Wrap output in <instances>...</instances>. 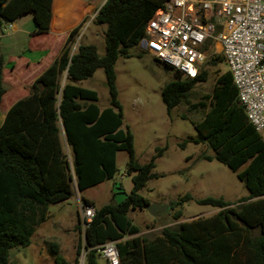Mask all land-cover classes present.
I'll return each instance as SVG.
<instances>
[{"label":"trees","instance_id":"obj_1","mask_svg":"<svg viewBox=\"0 0 264 264\" xmlns=\"http://www.w3.org/2000/svg\"><path fill=\"white\" fill-rule=\"evenodd\" d=\"M51 5L52 0H0V30L33 14L36 34H45ZM162 7V0H107L94 20L107 27L105 55L100 56L93 45L79 46L72 55L82 27L75 29L57 60L28 89L29 95L8 111L0 128V264H11L14 252L32 245L50 208L73 199L75 188L80 202L93 208L95 216L85 228L81 223L76 226L82 237L74 264H79L83 253L85 264H98L99 250L109 242H117L120 264H264V137L248 122L229 71L204 97L210 104L203 119L193 123L198 133L194 143L207 144L216 155L204 160H217L235 172L249 196L237 204L223 197L196 200L219 212L164 228L154 238L139 235L140 229L128 219L131 210L148 205L138 193L157 177L155 162L165 149L158 148L145 165L136 161L134 136L130 128L123 130L115 66L120 57L130 58L131 49L140 46L147 24ZM98 69L104 71L111 98L105 109L98 105L97 92L73 85L93 78ZM173 71L175 79L161 93L170 117L198 83L208 80L207 72L190 79ZM64 74L68 81L62 87ZM5 94L0 61V106ZM64 144L72 154L71 163ZM119 152L128 154V173H137L134 187L120 203L98 208L84 193L114 179ZM190 201L193 198L187 195L171 205ZM181 217L182 213L175 215L176 220ZM49 248L55 264H72L62 256L58 243H50Z\"/></svg>","mask_w":264,"mask_h":264},{"label":"rangeland","instance_id":"obj_2","mask_svg":"<svg viewBox=\"0 0 264 264\" xmlns=\"http://www.w3.org/2000/svg\"><path fill=\"white\" fill-rule=\"evenodd\" d=\"M103 1L105 0H98V5ZM106 29L105 25L88 23L80 32L77 42L75 40L72 54L78 50L79 45H93L98 49L100 56L105 55ZM85 32L87 34L84 35ZM220 49L219 42L213 44L207 62L201 69L207 72L208 80L194 87L188 98L173 110L172 117L167 113L161 93L164 86L175 79L173 70L157 62L141 45L131 49L130 58L120 57L116 62V87L123 112V130L130 128L134 136L136 161L145 165L152 160L158 148L165 149L163 156L155 162L153 173L157 177L150 180L138 193L148 205L161 206L163 211H158L154 216L144 208H136L128 214V219L140 229L141 236L154 238L160 235L164 228L177 227L199 216L209 217L218 210L198 205L196 200L223 197L237 204L249 196V191L235 172L217 160H204L206 156L216 155L207 144L194 143L198 133L193 123L203 119L210 104L204 97L212 94L216 79L228 71ZM212 61L214 65L211 64ZM61 80L63 87L68 81L67 75L64 74ZM73 85L97 92L100 109L111 106L102 69H98L93 78ZM200 103L206 106H199ZM262 134L264 137V132ZM65 150L71 163L72 154L67 146ZM128 162L127 152H119L114 179L88 189L84 196L93 200L98 208L125 200L131 194L134 187L133 178L137 175L135 172L131 175L128 173ZM187 195L191 196L193 201L176 207L171 205L172 201L181 202ZM82 205L79 192L75 188V197L71 199L70 204L64 203L59 209L49 211L52 217L54 213L61 215L60 220L67 221L66 224L64 222L66 227L57 229V232L51 235L47 231H36L30 254L35 257L34 264H55L54 255L49 248L52 242L58 243L62 256L74 264L77 246L82 237L76 230V226L82 224ZM177 213H182L179 220L175 218ZM17 256L18 253L14 252L11 264H18ZM79 264H85V253L80 256ZM98 264L106 263L100 257Z\"/></svg>","mask_w":264,"mask_h":264},{"label":"built area","instance_id":"obj_3","mask_svg":"<svg viewBox=\"0 0 264 264\" xmlns=\"http://www.w3.org/2000/svg\"><path fill=\"white\" fill-rule=\"evenodd\" d=\"M162 1L163 7L147 24L141 47L158 62L195 79L213 44L219 42L247 120L263 133L264 0ZM81 208L85 228L94 219L95 210L85 205ZM99 254L106 264H120L117 242L105 244Z\"/></svg>","mask_w":264,"mask_h":264},{"label":"crops","instance_id":"obj_4","mask_svg":"<svg viewBox=\"0 0 264 264\" xmlns=\"http://www.w3.org/2000/svg\"><path fill=\"white\" fill-rule=\"evenodd\" d=\"M97 1L52 0V16L49 30L45 34H36L37 27L33 14L25 15L17 21L5 25L0 30V61L3 63L6 88V94L0 106V128L10 108L29 95L28 89L60 56L69 34L82 27L78 33V38L88 23H95L94 16H97L107 0L103 1L101 5H98ZM85 34L87 33L85 32ZM70 203L71 200L65 204ZM61 206L62 204L53 206L49 211H55ZM215 211L214 215L219 212V210ZM201 217L206 216L195 217L190 221ZM60 219L62 217L59 214L54 213L53 217L49 214L47 221L37 230L47 231L49 235L53 232L56 233L57 229L66 227L64 222L66 224L67 221ZM35 237L36 233L30 247L17 251L18 264H34L35 257L30 256V254Z\"/></svg>","mask_w":264,"mask_h":264},{"label":"water","instance_id":"obj_5","mask_svg":"<svg viewBox=\"0 0 264 264\" xmlns=\"http://www.w3.org/2000/svg\"><path fill=\"white\" fill-rule=\"evenodd\" d=\"M143 208L154 216L158 211H163V208L161 206L145 205Z\"/></svg>","mask_w":264,"mask_h":264},{"label":"clouds","instance_id":"obj_6","mask_svg":"<svg viewBox=\"0 0 264 264\" xmlns=\"http://www.w3.org/2000/svg\"><path fill=\"white\" fill-rule=\"evenodd\" d=\"M73 55V54H72Z\"/></svg>","mask_w":264,"mask_h":264}]
</instances>
